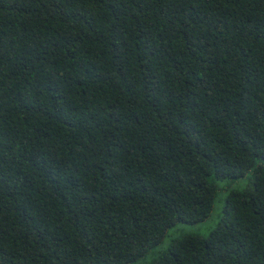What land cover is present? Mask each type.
I'll return each mask as SVG.
<instances>
[{
  "label": "trees",
  "instance_id": "16d2710c",
  "mask_svg": "<svg viewBox=\"0 0 264 264\" xmlns=\"http://www.w3.org/2000/svg\"><path fill=\"white\" fill-rule=\"evenodd\" d=\"M264 264V0H0V264Z\"/></svg>",
  "mask_w": 264,
  "mask_h": 264
},
{
  "label": "rangeland",
  "instance_id": "374dc122",
  "mask_svg": "<svg viewBox=\"0 0 264 264\" xmlns=\"http://www.w3.org/2000/svg\"><path fill=\"white\" fill-rule=\"evenodd\" d=\"M247 184V178L238 180H222L219 181L220 190L215 203V208L211 216L205 221L190 224V223H177L169 229L168 234L163 239L162 243L155 246L144 257L131 262L129 264H149L158 256L167 251L175 240L182 238L185 235H200L208 236L213 229L218 225L223 215V208L230 189H242Z\"/></svg>",
  "mask_w": 264,
  "mask_h": 264
}]
</instances>
